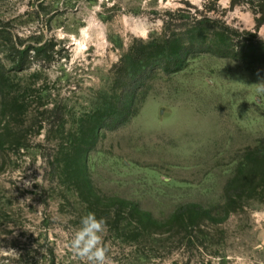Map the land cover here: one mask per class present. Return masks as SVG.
I'll use <instances>...</instances> for the list:
<instances>
[{"label":"rangeland","instance_id":"1","mask_svg":"<svg viewBox=\"0 0 264 264\" xmlns=\"http://www.w3.org/2000/svg\"><path fill=\"white\" fill-rule=\"evenodd\" d=\"M256 20L232 0H0V264H85L69 242L89 212L110 264H264L263 178L244 174L226 201L264 152V62L215 53L264 40ZM175 34L198 37L187 66L166 74L155 59L136 79L138 115L103 130L85 168L67 159L81 119L125 89L131 46ZM189 205L202 212L178 214Z\"/></svg>","mask_w":264,"mask_h":264},{"label":"trees","instance_id":"2","mask_svg":"<svg viewBox=\"0 0 264 264\" xmlns=\"http://www.w3.org/2000/svg\"><path fill=\"white\" fill-rule=\"evenodd\" d=\"M250 3L257 15L256 30L264 25V0H232V7H237L241 3ZM202 21H198L187 30L189 34H203L201 30ZM196 34V35H197ZM222 37V35H220ZM249 38L245 40V47L240 50H230L218 46L215 50L221 57H231L243 62L256 63L264 62V40H260L255 34H248ZM198 37L193 38L191 42H185L180 35L175 34L161 40V42L142 43L140 47L131 46L127 57L123 58L119 65L116 66L118 80L124 83L125 89L120 95L107 96L101 108L91 111L81 119V123L75 141L69 145L61 146L62 153L68 159L76 160L85 168V161L90 152L96 147L100 133L105 131H116L136 117L141 109V104H137L140 95V86L136 83L137 77H145V81L150 79L151 75L149 64L155 59H162L163 71L166 74L181 72L187 65L182 59L185 58L184 52L191 47L197 48ZM201 47V46H198ZM160 51V52H158ZM37 54L39 50L34 51ZM159 55L158 57H156ZM24 66V65H22ZM6 74L4 67L0 68V92L6 93L7 90ZM144 94H142L143 97ZM66 153V154H65ZM251 160L241 164L239 175L236 176L226 188V201L232 205L242 199L240 188H238L240 177L244 174L250 177V180L257 181L258 175L264 180V152L255 150L248 156ZM253 157V159H252ZM261 181V180H260ZM189 212L201 213L202 208L198 205H189L183 207L178 212L179 215L185 216ZM183 213V214H182ZM229 214V213H228Z\"/></svg>","mask_w":264,"mask_h":264},{"label":"clouds","instance_id":"3","mask_svg":"<svg viewBox=\"0 0 264 264\" xmlns=\"http://www.w3.org/2000/svg\"><path fill=\"white\" fill-rule=\"evenodd\" d=\"M259 91L264 92V86H261ZM26 186L29 184L26 183ZM105 231V220L89 212L81 218L80 227L71 237L69 248L85 264H110L109 249L104 244Z\"/></svg>","mask_w":264,"mask_h":264}]
</instances>
